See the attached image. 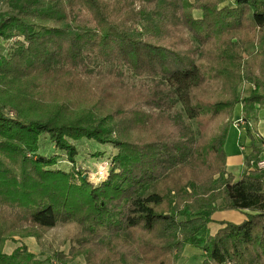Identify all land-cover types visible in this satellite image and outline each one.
I'll return each instance as SVG.
<instances>
[{"label":"trees","instance_id":"1","mask_svg":"<svg viewBox=\"0 0 264 264\" xmlns=\"http://www.w3.org/2000/svg\"><path fill=\"white\" fill-rule=\"evenodd\" d=\"M225 1L7 0L0 39L19 40L0 52V264H177L186 246L202 264H264V137L250 123L264 48L246 52L264 40V0ZM240 103L251 151L235 180L225 144ZM84 137L117 149L99 185L56 166ZM222 209L247 218L212 233ZM67 223L81 228L68 253L5 251Z\"/></svg>","mask_w":264,"mask_h":264},{"label":"rangeland","instance_id":"2","mask_svg":"<svg viewBox=\"0 0 264 264\" xmlns=\"http://www.w3.org/2000/svg\"><path fill=\"white\" fill-rule=\"evenodd\" d=\"M229 4H231V0H227L221 5L223 6ZM7 9H9V4L7 0H0V12L5 11ZM194 13L195 16H199V12L197 10L194 11ZM73 16L75 22L78 24L91 26V27L96 25L90 13L86 11H80L74 9ZM16 40H19L18 36H14L9 40L0 39V52L9 55V52L13 48ZM263 48H264V40L260 43L252 42L246 45V52L252 53L257 50H262ZM126 80L131 83L134 80L136 83L144 82L143 80L147 82L150 81V79L146 77L141 79H135L129 73H126ZM254 87L255 85L253 83L243 82L240 84L238 88V92L242 96H247L250 94V92H252V89ZM236 107L238 108L240 106L237 105ZM177 109L178 110L181 109L180 104L177 106ZM258 115L260 118H264V107L260 110ZM252 121L254 123V125H252L253 129H255L254 127H256L255 125L256 121L255 120ZM235 122L236 121L233 120V123ZM262 123H264V121ZM192 124L193 127L196 128V124L194 122ZM231 133H229L227 136L225 148L227 152H230V154H232V152H236L239 155L240 154V152H238L239 144H236L237 134L234 135V133H232L235 136L234 137ZM44 140H45L44 137L41 138V143H40L41 150L43 144L45 143ZM75 143L78 149V154L76 156L75 162L74 163L70 162L67 158L66 152H62L58 164L56 166L67 168L68 170L72 169L75 172L81 170V172L84 175L88 176L90 182H92L94 185H99L102 181L107 179L110 173L111 166L113 164L112 159L113 156L116 154L117 149L114 148L112 144L101 143L95 139H89L86 137L78 139ZM42 152H46V151L43 150ZM235 155L236 154L233 153L231 156H235ZM103 168H105L104 169L105 173L104 175L101 176L99 175L100 174L99 171ZM243 169L244 166H242L241 164H237V165L235 164V170L233 174L239 176L243 173ZM219 222L215 221L213 224H211L210 231L212 233L216 232L215 228L217 224H219ZM80 229L81 228L77 223H67V224H58L55 227L47 230L41 238H38V236L34 234L25 235V236L17 235L15 238L7 240V243L5 245V251L7 253H11L16 247L25 244L29 247L31 251L36 253L38 258L40 259H47L48 257L53 256L54 252L59 250L68 253L73 238ZM202 260H203L202 251L200 250V248L186 246L184 253L177 261V264H202ZM54 263L58 264V261H55ZM69 264H85V260L82 257H78L74 261H70Z\"/></svg>","mask_w":264,"mask_h":264},{"label":"crops","instance_id":"3","mask_svg":"<svg viewBox=\"0 0 264 264\" xmlns=\"http://www.w3.org/2000/svg\"><path fill=\"white\" fill-rule=\"evenodd\" d=\"M238 105L240 107H238V108L236 107V110L234 113V118H233V120H235L237 123L236 122L232 123L229 133L232 132V133H234V135L237 134L236 144H239V147H238L239 151L238 152H240V154L238 155V153L232 152V154L235 153L236 155L231 156L232 154H230V152H227V170L229 172H231L232 174L235 170V164L236 165L241 164L242 166H244L243 173L246 171V169H247V167L245 165L246 155L249 154L251 151V139L247 136L246 130H245L246 120L244 119L245 114L242 110L243 103H240ZM261 109L262 108H259L257 110V120H255L256 121L255 122L256 127H254V128L256 131H258V133L261 136L264 137V123H262L264 121V118H260L258 115ZM250 123L252 125H254L252 120L250 121ZM241 144H245V146L241 147ZM243 173L239 176H236L233 174L235 180L239 179L243 175ZM211 217H212V221L210 222V226L215 221H218V222L219 221H233L236 223H240L247 218V214H246V211H241V210H236V209H223V210L215 211L211 215ZM220 226H221V224L219 222V224H217L215 229L217 230Z\"/></svg>","mask_w":264,"mask_h":264},{"label":"built area","instance_id":"4","mask_svg":"<svg viewBox=\"0 0 264 264\" xmlns=\"http://www.w3.org/2000/svg\"><path fill=\"white\" fill-rule=\"evenodd\" d=\"M237 123V122H236ZM258 165L261 167V168H264V153H263V157H262V159L259 161V163H258ZM104 169L105 168H103V169H101L100 171H99V175H104V173H105V171H104Z\"/></svg>","mask_w":264,"mask_h":264}]
</instances>
